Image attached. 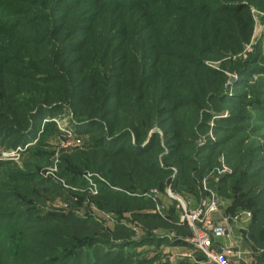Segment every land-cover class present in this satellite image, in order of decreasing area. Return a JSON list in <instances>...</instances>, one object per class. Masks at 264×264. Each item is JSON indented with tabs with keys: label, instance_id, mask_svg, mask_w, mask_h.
<instances>
[{
	"label": "rangeland",
	"instance_id": "obj_1",
	"mask_svg": "<svg viewBox=\"0 0 264 264\" xmlns=\"http://www.w3.org/2000/svg\"><path fill=\"white\" fill-rule=\"evenodd\" d=\"M207 191L264 264V0H0V264H212Z\"/></svg>",
	"mask_w": 264,
	"mask_h": 264
},
{
	"label": "built area",
	"instance_id": "obj_2",
	"mask_svg": "<svg viewBox=\"0 0 264 264\" xmlns=\"http://www.w3.org/2000/svg\"><path fill=\"white\" fill-rule=\"evenodd\" d=\"M207 192L206 199L194 209L177 198L182 207L181 221L190 230L188 244L212 264H251L243 257L245 251L234 248L230 224L224 216L216 218L217 199L211 191Z\"/></svg>",
	"mask_w": 264,
	"mask_h": 264
},
{
	"label": "trees",
	"instance_id": "obj_3",
	"mask_svg": "<svg viewBox=\"0 0 264 264\" xmlns=\"http://www.w3.org/2000/svg\"><path fill=\"white\" fill-rule=\"evenodd\" d=\"M149 146L150 145H147L146 147H144V150L143 151H147L148 149H149ZM181 159L183 160V162L185 161V160H187L184 156L182 157V155H181ZM181 161V160H180ZM148 178V177H147Z\"/></svg>",
	"mask_w": 264,
	"mask_h": 264
}]
</instances>
